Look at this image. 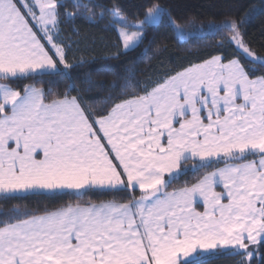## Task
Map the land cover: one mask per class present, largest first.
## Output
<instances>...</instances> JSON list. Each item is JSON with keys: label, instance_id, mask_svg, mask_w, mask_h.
<instances>
[{"label": "snow or ice", "instance_id": "1", "mask_svg": "<svg viewBox=\"0 0 264 264\" xmlns=\"http://www.w3.org/2000/svg\"><path fill=\"white\" fill-rule=\"evenodd\" d=\"M95 7L0 0V81L59 74L58 64L70 69L56 39L61 22L91 21ZM141 8L134 23L118 3L101 10L125 53L161 24L178 42L192 35L158 3ZM244 22L196 29L227 33L218 46L234 44L239 58L212 56L94 116L76 97L46 103L42 88L21 93L0 84V199L133 193L126 202L68 204L43 215L13 205L0 214V264H200L220 253L251 264L250 245L264 247V74L250 66L264 69V55L244 41ZM189 161L192 171L224 166L168 191Z\"/></svg>", "mask_w": 264, "mask_h": 264}, {"label": "trees", "instance_id": "2", "mask_svg": "<svg viewBox=\"0 0 264 264\" xmlns=\"http://www.w3.org/2000/svg\"><path fill=\"white\" fill-rule=\"evenodd\" d=\"M99 7L93 8L95 16L91 21L77 19L73 23L61 22L57 42L65 49L66 60L72 65L70 69L60 70L59 74L44 75L37 79H19L15 81H0L23 93L26 85H34L45 92V102L53 99L76 97L81 106L90 116L105 113L119 98L141 92L144 88L154 86L158 79L167 78L168 74H176L193 64L203 63L212 56L220 55L226 63L230 59L239 58L234 44H224L221 37L227 40V33L218 35H194L184 42H178L173 29L163 24L156 28L146 29L144 44L134 51L125 53L118 40L116 32L110 30V16L105 13L100 19L102 9L111 8L114 3L122 6L124 13L135 17L139 9V18L143 19L146 9L141 5L158 3L167 9L176 22L184 27L196 30L201 26L206 28L212 22H221L228 18L243 19L241 25L244 41L258 54L264 55V0H91ZM71 11V5H68ZM43 43L46 44L45 41ZM148 49L147 56L143 55ZM254 68L255 76L264 74V69ZM252 77V78H255ZM126 84L129 85L126 87ZM253 157H248L252 159ZM223 163L213 164L207 169L192 171L193 162L183 165L189 169L174 181L168 191L195 183L201 176L223 167ZM137 189L135 196H139ZM131 191L118 193L87 190L83 196L67 194L48 198L44 196H28L19 200L0 199V214L17 206L21 212L27 211L36 215L72 204H99L106 201L126 202L131 198ZM259 257L251 264H264V247L259 248ZM240 256L220 253L216 259L200 264H238ZM247 264V262H246Z\"/></svg>", "mask_w": 264, "mask_h": 264}, {"label": "rangeland", "instance_id": "3", "mask_svg": "<svg viewBox=\"0 0 264 264\" xmlns=\"http://www.w3.org/2000/svg\"><path fill=\"white\" fill-rule=\"evenodd\" d=\"M160 5V4H159ZM162 6V5H161ZM163 7V6H162ZM131 22H135V21H131ZM212 23H216V24H218V23H220V22H212ZM184 27V26H183ZM186 30H188V31H191L192 32V35L191 36H194V35H203V34H207L206 32H204V33H201V32H198V31H196V30H193V29H190L189 27H184ZM191 36H189V37H191ZM188 37V38H189ZM187 38V39H188ZM49 48H50V46H48ZM121 47H122V45H121ZM122 50H123V48H122ZM124 51V50H123ZM50 54L51 55H55V53H54V51H52V52H50ZM59 68H60V70H65L64 68H63V66L61 65H59ZM0 84H2L1 82H0ZM217 190H222V189H220V188H218ZM198 210L199 211H203V206L202 205H200V207L198 208ZM250 248L254 251V252H256L257 253V255H256V257H259V254H260V252H259V248H258V246L257 245H250Z\"/></svg>", "mask_w": 264, "mask_h": 264}, {"label": "crops", "instance_id": "4", "mask_svg": "<svg viewBox=\"0 0 264 264\" xmlns=\"http://www.w3.org/2000/svg\"><path fill=\"white\" fill-rule=\"evenodd\" d=\"M46 42V41H45ZM57 63H58V60H57ZM58 66H59V64H58ZM61 66V65H60ZM69 99H71V98H69Z\"/></svg>", "mask_w": 264, "mask_h": 264}]
</instances>
